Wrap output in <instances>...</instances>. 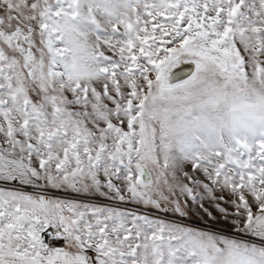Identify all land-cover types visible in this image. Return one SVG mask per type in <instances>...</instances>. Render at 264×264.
Returning a JSON list of instances; mask_svg holds the SVG:
<instances>
[{"label":"snow or ice","instance_id":"snow-or-ice-1","mask_svg":"<svg viewBox=\"0 0 264 264\" xmlns=\"http://www.w3.org/2000/svg\"><path fill=\"white\" fill-rule=\"evenodd\" d=\"M0 264H264V0H0Z\"/></svg>","mask_w":264,"mask_h":264}]
</instances>
